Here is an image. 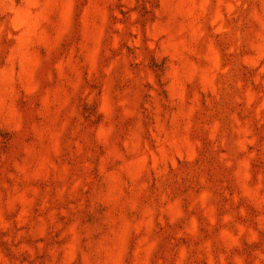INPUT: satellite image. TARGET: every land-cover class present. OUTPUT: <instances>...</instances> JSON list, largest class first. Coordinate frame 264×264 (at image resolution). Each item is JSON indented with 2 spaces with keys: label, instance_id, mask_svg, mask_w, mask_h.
<instances>
[{
  "label": "rangeland",
  "instance_id": "374dc122",
  "mask_svg": "<svg viewBox=\"0 0 264 264\" xmlns=\"http://www.w3.org/2000/svg\"><path fill=\"white\" fill-rule=\"evenodd\" d=\"M0 264H264V0H0Z\"/></svg>",
  "mask_w": 264,
  "mask_h": 264
}]
</instances>
